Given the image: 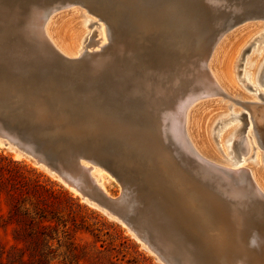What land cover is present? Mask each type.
Returning a JSON list of instances; mask_svg holds the SVG:
<instances>
[{"label": "bare ground", "instance_id": "obj_1", "mask_svg": "<svg viewBox=\"0 0 264 264\" xmlns=\"http://www.w3.org/2000/svg\"><path fill=\"white\" fill-rule=\"evenodd\" d=\"M187 1L0 0V87L29 97L25 106H0L21 117L34 108L35 121L79 133L60 140L57 132L43 135L50 127H33L82 199L128 225L163 262L264 264V91L253 89L264 85V52L249 71L252 86L242 82L256 99L210 66L228 40L253 26L231 62L239 74V58L264 37V0ZM64 16L73 18L68 46L53 28ZM193 27L198 48L189 52ZM142 28L168 30L178 42L135 46L126 34ZM89 91L103 99L78 96ZM207 100L216 107L198 143L188 117ZM0 135L22 144L12 133ZM147 160L171 167L167 189ZM251 160L257 167L242 164ZM42 169L62 182L57 170ZM109 172L120 179L118 197L105 189Z\"/></svg>", "mask_w": 264, "mask_h": 264}, {"label": "rangeland", "instance_id": "obj_2", "mask_svg": "<svg viewBox=\"0 0 264 264\" xmlns=\"http://www.w3.org/2000/svg\"><path fill=\"white\" fill-rule=\"evenodd\" d=\"M73 8L86 13V10L79 7ZM66 12H68V10L61 11V13ZM85 15L88 18L90 17L93 21H97V19L93 16L89 14ZM97 24L100 25L101 22H98ZM72 25L73 18L64 16L58 18L53 27L56 36L60 39L63 45L68 46V44H70L72 41L70 38L72 33ZM93 28L86 29L87 31H91ZM192 29L190 30V36L188 39L190 48L189 52H195V50L198 48V43L196 42L197 36L195 35L198 32L195 31L194 27ZM252 29L253 26L246 28L235 38L228 40L227 43L221 48L215 63H211L210 66L212 69H214L218 76L223 78L226 83L233 82L238 84V89L243 92L241 94L248 97H254L256 99V91L263 92L264 85L259 86L255 84L253 89H256V91H252L246 90L243 87L242 82H245V77V79L247 78L248 80H246V82L252 86L249 83L251 81L249 71L253 67L254 62L259 59V55L261 53L263 54L264 52V37H261L260 40L254 42L256 43V46L253 45L250 47L249 51L239 58V66L236 67V71H238L239 74L237 72L233 74L231 71L233 70L231 62L234 58L236 49H238L242 41ZM261 31L262 30L259 32ZM129 34H131V36ZM126 37L127 39L131 40L135 46L145 45L156 47L161 42L164 44H167L168 41H170V43L178 42L176 39L171 38L170 32L168 30H163L161 28H142V32H136V30L133 32L130 30L126 34ZM248 45L249 43L245 47ZM136 49L139 48L136 47ZM175 50L178 51L177 46ZM166 71L167 73L165 74L168 75V77L174 75L172 74L174 72H170L168 70ZM241 78H243V81H241ZM176 89L180 91L181 87L177 86ZM78 96L83 99L92 98L96 101L103 99L99 96V94L93 91L86 92V94L81 92V94H78ZM161 104L168 106L166 102H161ZM15 107L20 109V107L17 105H15ZM215 107L216 105L213 104L212 101L207 100L203 103L195 105L190 111L188 120L191 122V126L193 127H191L192 134L196 137L198 143H200L203 138L202 136L204 133V126L207 116H209ZM234 108L239 109V107ZM23 113L26 114V116H18V113L14 110L11 111L3 108L0 110V116L2 118H16V121L14 122H16L22 128L33 130V127H37L39 131H42L43 128L50 127V129H47L46 131L43 129L45 131H42L43 135H45L46 132H57L56 135L60 140H65L68 138V136L73 138L79 135V133H76L75 130L71 133L67 132L68 130H65V124L64 128L62 126L63 124L55 127L53 122H47L45 120L43 121V119L39 120L41 122L38 120L35 121L34 118L36 117L37 119L38 116L34 108H25L23 109ZM260 116L261 112L255 115V119L257 120L260 118ZM259 122L260 126H264V122ZM233 123L234 122L230 121L223 124L220 128L221 130L218 136L221 135L223 131H225L222 130L223 127H231ZM263 126H261V129H263L261 133L264 138ZM258 151L261 154H264V152H262L260 149H258ZM0 156L5 157L10 161L18 162L19 168H23L21 172L27 180L33 183L38 182L42 187H44L49 192L56 194L58 197L53 205L52 213L47 212L46 215L48 220L55 216L56 219H59V222H57L56 219L51 221L52 226L54 227L56 225V227L53 229L48 228L42 230L44 232V236H40L38 240H36V238L35 243L30 246V251L33 253L36 251L38 253L43 249L47 252L46 245L51 246L53 253L47 255V264H167L151 250L149 251V249L144 246V243H142L140 240L139 242L133 236L134 233L125 224L115 220L99 208H96L90 205L87 201L81 199L82 197L79 196L78 192L67 188L61 181H59L57 178H54L53 176H50V174L45 172L42 168L34 166L32 163L23 158H17L14 153L3 147H0ZM147 163H149V165L152 167L154 174H158V181L161 183L162 187L167 189V187H169L167 180H169L168 178H171L169 174L172 173L171 167L164 165L158 160H147ZM242 164L251 166L252 168L257 167V164H255L253 160L245 161ZM258 167L261 172L264 171V165L260 164ZM112 174L113 173L109 172L108 176L110 177L108 178V181H105V189L111 196L118 197L121 194L122 186L120 179L114 175L118 174L117 171H115L113 175ZM64 225L66 226L64 227ZM14 230L15 224H11V222L8 220L6 206L4 202H1L0 247L3 250V258L5 260H7L8 256H11L13 252H16L18 255H20L21 252L26 248V245L23 242L17 238L15 239ZM33 231H36L35 228ZM25 256L27 258L28 253H26Z\"/></svg>", "mask_w": 264, "mask_h": 264}, {"label": "trees", "instance_id": "obj_3", "mask_svg": "<svg viewBox=\"0 0 264 264\" xmlns=\"http://www.w3.org/2000/svg\"><path fill=\"white\" fill-rule=\"evenodd\" d=\"M23 169V168H22ZM18 162L0 156V204L4 202L8 220L15 224V239H19L26 248L18 255L13 252L8 259L3 258L0 247V264H47V255L53 253L50 245L38 253L30 251V246L44 236L42 230L53 227L55 216L48 220L46 213H52L57 195L49 192L38 182H30L21 172ZM59 222V219H56ZM66 225H64L65 227ZM35 228V232L33 229ZM26 253L28 256L26 258Z\"/></svg>", "mask_w": 264, "mask_h": 264}, {"label": "water", "instance_id": "obj_4", "mask_svg": "<svg viewBox=\"0 0 264 264\" xmlns=\"http://www.w3.org/2000/svg\"><path fill=\"white\" fill-rule=\"evenodd\" d=\"M188 7L193 6L195 3L193 1H187ZM29 97L19 91L13 92L12 90L6 89L4 87H0V105L2 101L5 102H20L25 106L29 101ZM20 105V104H19ZM0 106V110H1ZM23 111V110H22ZM16 118H2L0 116V130L6 131L8 133H12L18 137V139L22 142V144H14L7 135H0V140H3L5 149L13 148L16 152L21 154L23 158H27L35 162V165L41 168H50L58 171L59 176H61L62 183L67 188H73L76 192H78L79 196L84 197V191H82L78 187L73 186V182L69 181L66 175L62 172L64 168L56 161L55 157H52L50 153H46L42 147L41 142L33 136L36 137V134L33 130L28 128H22L19 126L15 120ZM9 139V140H8ZM82 199V198H81ZM122 222V221H120ZM123 223V222H122ZM125 224V223H123ZM126 225V224H125ZM128 227V225H126ZM129 228V227H128Z\"/></svg>", "mask_w": 264, "mask_h": 264}]
</instances>
